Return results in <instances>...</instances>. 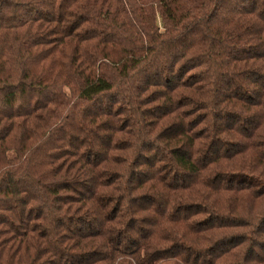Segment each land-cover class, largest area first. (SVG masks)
I'll list each match as a JSON object with an SVG mask.
<instances>
[{
  "label": "trees",
  "instance_id": "16d2710c",
  "mask_svg": "<svg viewBox=\"0 0 264 264\" xmlns=\"http://www.w3.org/2000/svg\"><path fill=\"white\" fill-rule=\"evenodd\" d=\"M0 264H264V0H0Z\"/></svg>",
  "mask_w": 264,
  "mask_h": 264
},
{
  "label": "rangeland",
  "instance_id": "374dc122",
  "mask_svg": "<svg viewBox=\"0 0 264 264\" xmlns=\"http://www.w3.org/2000/svg\"><path fill=\"white\" fill-rule=\"evenodd\" d=\"M126 138V136H124Z\"/></svg>",
  "mask_w": 264,
  "mask_h": 264
}]
</instances>
